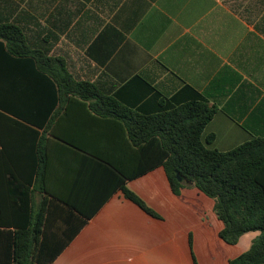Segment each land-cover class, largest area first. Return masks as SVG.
<instances>
[{
    "label": "crops",
    "instance_id": "1",
    "mask_svg": "<svg viewBox=\"0 0 264 264\" xmlns=\"http://www.w3.org/2000/svg\"><path fill=\"white\" fill-rule=\"evenodd\" d=\"M19 1L0 0V18L24 27L41 74L55 70L44 59H62L102 97L44 77L21 116L0 114V248L39 231L40 247L60 252L50 264H230L247 252L261 233L226 243L199 189L174 194L162 167L127 176L154 153L148 118L193 90L217 111L210 148L264 138V0ZM123 180L158 218L125 197Z\"/></svg>",
    "mask_w": 264,
    "mask_h": 264
},
{
    "label": "trees",
    "instance_id": "2",
    "mask_svg": "<svg viewBox=\"0 0 264 264\" xmlns=\"http://www.w3.org/2000/svg\"><path fill=\"white\" fill-rule=\"evenodd\" d=\"M35 54L21 23L11 21L7 15L2 16L0 114L21 116L15 109L23 101L34 98L36 93L33 94L32 87L39 89L44 77L54 85L65 86L69 94L102 97L94 84L74 78L62 59H44L55 65V70L46 79V75L41 74V57ZM9 61L13 63L11 67H16H10L8 71ZM31 61L37 65V72L25 74L28 70L25 67L32 64ZM193 93L188 102L148 118L146 125L151 130L145 134L144 148L151 151L152 147L154 153H145L143 169L127 177H139L162 167L174 194L180 195L184 188L191 186L199 189L215 200V212L224 223L220 237L226 243L235 245L246 233H261L251 248L230 264H264V138L253 139L227 152L210 148L214 136L206 138L205 129L217 111L194 90ZM125 180L122 182L125 197L158 218L155 211L126 187ZM40 237L39 231L28 237L17 233L10 244L5 243L0 248V264L52 263L60 252L42 249ZM47 253L51 256L46 257ZM194 264H197L196 260Z\"/></svg>",
    "mask_w": 264,
    "mask_h": 264
},
{
    "label": "rangeland",
    "instance_id": "3",
    "mask_svg": "<svg viewBox=\"0 0 264 264\" xmlns=\"http://www.w3.org/2000/svg\"><path fill=\"white\" fill-rule=\"evenodd\" d=\"M14 2L23 3V1L21 2L19 0H14ZM27 2H30V3H33V4H39L41 2V0H28Z\"/></svg>",
    "mask_w": 264,
    "mask_h": 264
}]
</instances>
